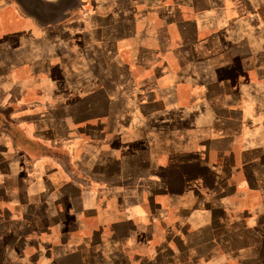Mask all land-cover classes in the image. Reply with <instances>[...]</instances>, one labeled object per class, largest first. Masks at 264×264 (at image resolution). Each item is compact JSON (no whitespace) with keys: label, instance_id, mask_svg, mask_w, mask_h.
<instances>
[{"label":"crops","instance_id":"1","mask_svg":"<svg viewBox=\"0 0 264 264\" xmlns=\"http://www.w3.org/2000/svg\"><path fill=\"white\" fill-rule=\"evenodd\" d=\"M25 1L0 0V264L216 260L235 174L264 192V0Z\"/></svg>","mask_w":264,"mask_h":264},{"label":"rangeland","instance_id":"2","mask_svg":"<svg viewBox=\"0 0 264 264\" xmlns=\"http://www.w3.org/2000/svg\"><path fill=\"white\" fill-rule=\"evenodd\" d=\"M196 136L194 133L192 138L194 144L191 142V147H198L199 137ZM244 149L245 147L242 144H236L232 158L234 164L235 162L239 163L242 161V155L245 152ZM195 168H187V173L191 174ZM205 173L210 177V183L215 180L211 171ZM243 181V173L241 171L237 172L235 174L233 192L226 196L227 202L232 203V210L229 207L226 217L223 214V218L225 217V219L223 221L217 220V227L213 228L218 230L219 235L225 236L226 242L221 243L217 247L219 248L218 251L221 252L220 255L217 249H215L219 257L216 260H210L207 264H242L243 260L245 263L250 264H264V258L260 261V251H262V248L260 249V243L257 245L255 238L247 233L253 228H256V226H260V223H264V192L260 193V189L251 190L246 188ZM258 187L260 188L259 185ZM260 203L262 204L260 205ZM244 218L248 219V227H243L242 225ZM207 220L202 219L201 223L208 222ZM230 234L233 236L232 242L228 238ZM185 235L187 238H197L199 235L197 227H188Z\"/></svg>","mask_w":264,"mask_h":264},{"label":"flooded vegetation","instance_id":"3","mask_svg":"<svg viewBox=\"0 0 264 264\" xmlns=\"http://www.w3.org/2000/svg\"><path fill=\"white\" fill-rule=\"evenodd\" d=\"M25 2H29V0L25 1Z\"/></svg>","mask_w":264,"mask_h":264}]
</instances>
